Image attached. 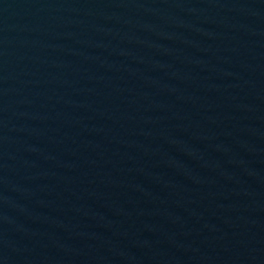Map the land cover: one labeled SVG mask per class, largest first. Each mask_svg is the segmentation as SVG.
Masks as SVG:
<instances>
[{
  "label": "water",
  "instance_id": "water-1",
  "mask_svg": "<svg viewBox=\"0 0 264 264\" xmlns=\"http://www.w3.org/2000/svg\"><path fill=\"white\" fill-rule=\"evenodd\" d=\"M0 264H264V0H0Z\"/></svg>",
  "mask_w": 264,
  "mask_h": 264
}]
</instances>
